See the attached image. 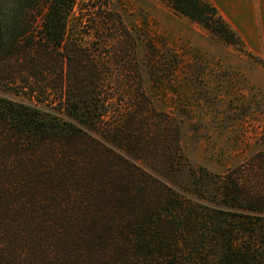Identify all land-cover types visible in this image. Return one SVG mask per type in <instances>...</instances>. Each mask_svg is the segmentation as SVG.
Listing matches in <instances>:
<instances>
[{
	"label": "trees",
	"instance_id": "16d2710c",
	"mask_svg": "<svg viewBox=\"0 0 264 264\" xmlns=\"http://www.w3.org/2000/svg\"><path fill=\"white\" fill-rule=\"evenodd\" d=\"M138 40L113 0H0V264H264V148L191 159Z\"/></svg>",
	"mask_w": 264,
	"mask_h": 264
},
{
	"label": "rangeland",
	"instance_id": "374dc122",
	"mask_svg": "<svg viewBox=\"0 0 264 264\" xmlns=\"http://www.w3.org/2000/svg\"><path fill=\"white\" fill-rule=\"evenodd\" d=\"M113 9L139 38L151 91L166 106L190 109L183 121L194 130L187 141L191 159L221 171L264 148V58L164 0H113ZM160 78L163 88L154 90Z\"/></svg>",
	"mask_w": 264,
	"mask_h": 264
},
{
	"label": "crops",
	"instance_id": "0c3cea01",
	"mask_svg": "<svg viewBox=\"0 0 264 264\" xmlns=\"http://www.w3.org/2000/svg\"><path fill=\"white\" fill-rule=\"evenodd\" d=\"M241 40L244 48L264 58V0H208Z\"/></svg>",
	"mask_w": 264,
	"mask_h": 264
}]
</instances>
